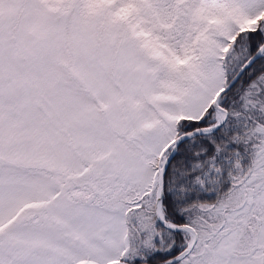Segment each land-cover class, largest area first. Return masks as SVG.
<instances>
[{"label": "snow or ice", "instance_id": "obj_1", "mask_svg": "<svg viewBox=\"0 0 264 264\" xmlns=\"http://www.w3.org/2000/svg\"><path fill=\"white\" fill-rule=\"evenodd\" d=\"M0 264H264V0H0Z\"/></svg>", "mask_w": 264, "mask_h": 264}]
</instances>
